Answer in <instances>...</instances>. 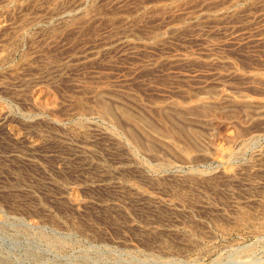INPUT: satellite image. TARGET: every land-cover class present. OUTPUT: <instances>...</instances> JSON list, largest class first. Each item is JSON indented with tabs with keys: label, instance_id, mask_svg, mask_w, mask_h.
<instances>
[{
	"label": "rangeland",
	"instance_id": "rangeland-1",
	"mask_svg": "<svg viewBox=\"0 0 264 264\" xmlns=\"http://www.w3.org/2000/svg\"><path fill=\"white\" fill-rule=\"evenodd\" d=\"M7 1L0 0V115H6L0 121V264H264V189L243 191L244 185L264 186V0H206L207 5L194 0H89L85 5L88 0H81L73 9V0H64L62 13L47 18L42 15L49 3L35 0L42 9H35L28 32L64 13L75 17L79 9H88L94 19L87 45L81 42L89 48L85 52L71 41L75 34L34 42L45 59L32 55L28 43L8 39L6 28L33 14L24 10L14 19L3 11ZM136 2L147 6L139 13L156 12V22L139 32L159 42L155 49L139 50L134 35L128 37L135 45L124 47L115 41L121 28L114 36L109 32V20H131ZM106 35V42L94 40ZM24 54L30 63L18 60ZM187 56L204 61L182 62ZM208 59L220 63L209 65ZM153 65L157 69H149ZM93 94L113 106L116 123L94 105ZM51 101L56 102L52 111L46 109ZM126 131L138 137L136 148ZM10 133L49 142L53 158L37 169L9 162L11 154L34 159L23 147L11 152ZM80 148L88 150L90 166L66 159L67 166L55 169L54 155L62 161L78 156ZM129 164L140 171L127 169ZM230 170L240 179L219 186L220 194L200 183L204 176ZM73 189L79 211L67 199ZM136 189L154 201L147 206L136 201ZM180 194L191 199L181 201Z\"/></svg>",
	"mask_w": 264,
	"mask_h": 264
},
{
	"label": "bare ground",
	"instance_id": "bare-ground-1",
	"mask_svg": "<svg viewBox=\"0 0 264 264\" xmlns=\"http://www.w3.org/2000/svg\"><path fill=\"white\" fill-rule=\"evenodd\" d=\"M40 1V0H39ZM39 1H38V4H39ZM54 2L51 4V2H52V0H46L45 1V3L46 4H48L49 3V5L48 6H45L44 8H43V10L45 11L44 13H43V15L42 16H45V15H47L45 18H47V17H50V16H52V15H54V14H56V15H58V12L61 10L60 8H62V3H63V1L64 0H53ZM56 1H59V3H56ZM81 0H73L72 2H70L69 4H71L72 6L70 7V8H72L74 5H76V7H78V6H80V2ZM89 1V0H88ZM86 2V4L85 5H88L91 1H89V2ZM93 1V0H92ZM137 1H139V2H142V1H140V0H137ZM150 1H155V4H156V0H150ZM161 1V0H160ZM178 1V0H177ZM190 1V0H189ZM189 1H187L188 3H189ZM195 2H200V3H204L206 0H194ZM254 1V0H253ZM263 1V0H262ZM61 2V3H60ZM65 2V1H64ZM69 2V1H68ZM131 2V1H130ZM132 2H134L133 0H132ZM67 3V2H66ZM88 3V4H87ZM97 3V2H96ZM128 2H126L125 4H127ZM136 3H138V2H136ZM135 3V4H136ZM147 3V2H146ZM145 3V4H146ZM149 3H151V2H149ZM214 2H212V4H213ZM37 4V3H36ZM44 4V3H43ZM57 4L59 5V6H57ZM68 4V3H67ZM130 4V3H129ZM129 4H128V6H129ZM139 5H137L134 9H133V12H129V14H132V17H131V20H129V21H127V22H123V21H121L122 22V24H120V22H119V24L115 21H110L109 20V25H110V30H109V32H110V34L112 33V35L111 36H114V34L117 32V29L119 28H121L118 32L121 34L120 36H117V34H115V41H118V42H120V44H123L124 45V47L126 46L127 47V45H129V43H130V40H131V38L130 37H132L133 35L135 36V39L137 40V41H135L134 43H137L139 46H141V49H139V50H143V49H146V50H148V48H151V49H155L156 48V44L158 43L159 44V42H157V40L155 41V40H151V41H147V40H149L150 38H152L153 36L151 35V37H143V36H141L140 35V31L142 30V31H144L145 30V26H146V24H148V23H154V22H156V17H157V15H156V12H141V13H139L141 10H139V9H144V8H146L147 6L146 5H143L142 3H138ZM180 4V3H179ZM194 4V3H193ZM215 4V3H214ZM41 5H42V3H41ZM41 5H38V7H40L41 9H42V6ZM82 6H84L83 5V3L81 4ZM124 5V4H123ZM169 5V4H168ZM191 5V4H190ZM205 5H207L206 4V2H205ZM211 5V4H210ZM4 6V5H3ZM5 6H7V8L6 9H3V11L5 10V11H7L9 14H11V16H14L15 17V14H16V16L18 17V15L20 14L21 15V13L24 11V10H31L32 11V13L31 14H33L32 16H29V17H26V15H24L23 16V14H22V18H20V19H18V21H16L15 20V22H13L12 24H10V26L9 27H7L6 28V30L8 31L7 32V34L6 35H8V39L11 41V42H14V41H22V43L23 42H25V43H28L29 44V46H31V48H33V50H31V48L28 46V48H30V50L31 51H33V53H32V55L33 54H35V55H39L38 54V52H39V50H40V48H37L38 46H35L34 44V42H36V41H39L38 43H40V41H42V40H46L45 42H49V41H56V40H58L59 38H63V37H69V36H66V35H71V34H75V39H74V41L71 39V41L72 42H74V43H77L78 44V46H77V48H79V45L81 44V42H83V39L84 38H86V41H88L87 40V37H89L90 36V29H89V27L91 26V25H93V22H94V19H93V17L91 16V13H90V11L88 10V9H85V10H83V9H79V11H77V13L78 14H76V16L75 17H71V16H66L65 15V13H64V15H60L58 18H57V20L56 19H54V21L53 22H51V23H49V24H47V25H42V24H39L37 27H35V28H37V29H35V33L34 32H28V28L29 27H31L33 24H34V21H36V18H37V10L38 9H40V8H38L37 6L35 7V0H8L7 1V5H5ZM68 6V5H67ZM126 6V5H125ZM130 6H132V4L130 5ZM133 6H134V4H133ZM178 6V5H177ZM176 6V7H177ZM200 6V5H199ZM64 7V6H63ZM87 7V6H86ZM99 7V6H98ZM123 7V6H122ZM122 7H120V8H122ZM216 7V6H215ZM37 8V10H35ZM79 8H81V7H79ZM91 8V7H90ZM125 8V7H124ZM127 8V7H126ZM175 7H173L172 8V11H171V9L169 10L170 12H173L174 10L176 11V9L178 8H176V9H174ZM214 8V7H213ZM68 9V8H67ZM73 9V8H72ZM71 9V10H72ZM100 9V8H99ZM157 9H159V8H157ZM161 9V8H160ZM159 9V10H160ZM206 9V8H205ZM210 9V8H209ZM71 10H69V11H71ZM75 10V9H74ZM117 10V9H116ZM123 10V9H122ZM127 10V9H126ZM129 10V9H128ZM168 9H166V12H168L167 11ZM2 11V12H3ZM4 11V12H5ZM68 11V10H67ZM93 11V9L91 10V12ZM103 11V10H102ZM130 11H132V10H130ZM151 11V10H150ZM219 12H218V15H221L222 16V14L220 13L221 11L220 10H218ZM28 12H30V11H28ZM40 12V11H39ZM65 12V11H64ZM95 12V11H94ZM94 12H93V15H95L96 14V12H95V14H94ZM163 12H165V10L163 11ZM163 12H161V14H165V13H163ZM60 13V12H59ZM61 13H62V10H61ZM98 13V12H97ZM116 13V12H115ZM115 13H112V14H115ZM118 13H121V12H118ZM117 13V14H118ZM122 13H124V12H122ZM126 13V12H125ZM127 13H128V11H127ZM187 13V12H186ZM215 13V12H214ZM231 13V12H230ZM25 14V13H24ZM74 14V13H73ZM74 14V15H75ZM100 15H102V13H99ZM98 14V15H99ZM111 14V15H112ZM7 15V14H6ZM29 15V14H28ZM97 15V14H96ZM104 15V14H103ZM107 15H109V13H107ZM159 15V14H158ZM205 15V14H204ZM235 15V14H234ZM169 16H170V14H169ZM208 16V15H207ZM7 17H9V16H7ZM14 17H11V19L13 20V18ZM40 18H41V16H40ZM53 18V17H52ZM2 19V18H1ZM14 19H16V17L14 18ZM39 19V18H38ZM43 19V18H42ZM96 19V18H95ZM98 19V18H97ZM120 19V18H119ZM165 19V18H164ZM56 20V21H55ZM185 20V19H184ZM210 20V19H209ZM3 21V20H2ZM14 21V20H13ZM41 21H43V20H41ZM99 21V20H98ZM183 21V20H182ZM39 22H40V20H39ZM44 22L46 23L47 21L44 19ZM43 22V23H44ZM9 23V22H8ZM11 23V22H10ZM96 23V22H95ZM164 23V22H163ZM108 24V23H107ZM165 25H166V23H165ZM197 25V24H196ZM105 26V25H104ZM1 27V26H0ZM108 27V26H107ZM152 27H153V25H152ZM184 27V26H183ZM186 27V26H185ZM3 28V27H2ZM32 28V27H31ZM178 28V27H177ZM89 29V30H88ZM181 29V28H180ZM167 30H169V29H167ZM173 30V29H172ZM5 31V30H4ZM97 31V30H96ZM148 31V30H147ZM176 31V30H175ZM180 31V30H179ZM182 31V30H181ZM145 32H146V30H145ZM151 32V31H150ZM150 32H147V33H150ZM174 32V31H173ZM33 33H34V35H33ZM105 33V32H104ZM114 33V34H113ZM136 33V34H135ZM139 33V34H138ZM144 33V32H143ZM153 33V32H152ZM151 33V34H152ZM2 34V33H1ZM107 34V33H106ZM110 34H108V35H110ZM176 34V33H175ZM2 35H4V34H2ZM105 35V34H104ZM145 35H147V34H145ZM166 35H168V34H166ZM5 36V35H4ZM71 36H73V35H71ZM94 36V35H93ZM124 36L126 37V39H123L124 38ZM128 36H130V37H128ZM137 36V37H136ZM148 36V35H147ZM98 36H96L95 38H94V40L96 39V40H100V41H105V40H107L108 39V36L106 35V37L105 38H97ZM110 37V36H109ZM3 38V37H2ZM70 38V37H69ZM68 38V39H69ZM73 38V37H72ZM7 39V38H6ZM65 39V38H64ZM132 39H134V38H132ZM5 40V39H4ZM66 40H67V38H66ZM82 40V41H81ZM93 40V41H94ZM161 40H163L164 41V39H160V40H158V41H161ZM167 40V39H166ZM6 41V40H5ZM8 41V40H7ZM10 41H9V43H10ZM86 41H85V39H84V43L83 44H85L86 43ZM168 41V40H167ZM45 42H43V43H45ZM106 42V41H105ZM113 43V40L111 41L110 40V42L109 43ZM157 42V43H156ZM37 43V44H38ZM56 43V42H55ZM54 43V44H55ZM61 43V42H60ZM100 43H102V44H100V45H105V43L104 42H100ZM160 43H162V41L160 42ZM65 44V43H64ZM83 44H81V45H83ZM98 44V43H97ZM107 44V43H106ZM131 44V43H130ZM164 44V43H163ZM34 45V46H33ZM44 45V44H43ZM45 45H47V44H45ZM49 45V44H48ZM62 45V44H61ZM85 45H87V44H85ZM99 45V44H98ZM132 45H135V44H131L129 47L130 48H132L131 46ZM27 46V45H26ZM50 46V45H49ZM58 46V45H57ZM56 46V47H57ZM68 46V45H67ZM67 46H66V48H67ZM94 46V45H93ZM106 46V45H105ZM139 46H137L138 48H139ZM162 46V45H161ZM47 46H45L44 48H46ZM73 47H75V46H73ZM81 47V46H80ZM82 47H84V45L82 46ZM102 47V46H101ZM134 47V46H133ZM18 48V47H17ZM41 48H43V46L41 47ZM44 48H43V50H44ZM57 49V48H56ZM68 49H69V47H68ZM79 49H81V48H79ZM85 49H89V48H87V46H85L84 47V49L82 50V51H86ZM97 49V48H96ZM109 49V48H108ZM207 49H209V48H207ZM12 50V49H11ZM17 50H19V49H17ZM42 50V49H41ZM40 50V51H41ZM47 50V49H46ZM67 50V49H66ZM73 50H76V49H73ZM24 51V50H23ZM30 51V52H31ZM71 51V50H70ZM103 52H106L105 50H102ZM102 51H98V52H96V55H99ZM17 52V51H16ZM102 52V53H103ZM147 52V51H146ZM207 52H208V50H207ZM210 52V51H209ZM223 52V51H222ZM12 52H10V54H11ZM41 53L43 54L44 52H42L41 51ZM47 53H49V52H47ZM64 52H62V54H63ZM78 53H80V51L78 52ZM14 54H15V52H14ZM20 54H21V52H20ZM41 54V55H42ZM81 54V53H80ZM151 54V53H150ZM198 54V53H197ZM29 55V54H28ZM27 54L25 55H22L21 56V58H18V60L19 59H21V64H26V63H30V62H27V61H29L30 59H31V57H29ZM46 55V54H45ZM44 55V56H45ZM168 55V54H167ZM199 55V54H198ZM212 55V54H211ZM17 56V55H16ZM40 56V55H39ZM47 56V55H46ZM210 56V55H209ZM208 56V57H209ZM2 57V56H1ZM34 56H32V58H33ZM41 57V56H40ZM57 57V56H56ZM200 57H202V56H200ZM218 57H220V56H218ZM35 58V57H34ZM37 58V57H36ZM41 58H43V57H41ZM46 58V57H45ZM45 58H43V59H45ZM205 58H206V56H205ZM204 58V59H205ZM64 59V58H63ZM191 59H194V60H196V61H198V63H200L199 61H201L202 59H200V58H195V57H189V56H187L186 58L184 57V59H181V61L182 62H185V63H192L190 60ZM33 60V59H32ZM38 61L40 60L39 59V57H38V59H37ZM42 60V59H41ZM71 60V59H70ZM34 61V60H33ZM37 61V62H38ZM202 61H204V60H202ZM201 61V62H202ZM207 62V64L209 63V65H218L220 62H218V60L216 61V60H213V59H208V60H206ZM17 62H19V61H17ZM16 62V63H17ZM36 62V63H37ZM40 62V61H39ZM155 62H156V60H155ZM161 62V61H160ZM34 63H35V61H34ZM157 63V62H156ZM205 63V62H204ZM216 63V64H215ZM230 63V62H229ZM183 64V63H182ZM222 64V63H221ZM30 65V64H29ZM29 65H25L26 67H29ZM31 65H34L33 63L31 64ZM64 65V64H63ZM24 66V67H25ZM87 66V65H86ZM157 65H153L152 66V68H149V69H157V67H156ZM13 67V66H12ZM83 67V66H82ZM51 68V67H50ZM63 68V67H62ZM164 68H166V67H164ZM12 69V68H11ZM13 69H14V67H13ZM19 69H20V67H19ZM8 70V69H7ZM25 70V69H24ZM30 70V69H29ZM49 70V69H48ZM47 70V71H48ZM147 70H148V68H147ZM11 71V70H10ZM145 71V70H144ZM4 72V71H3ZM9 72V71H8ZM208 76V75H207ZM212 77V76H211ZM226 78V77H225ZM252 78V77H251ZM254 79V78H253ZM161 84V83H160ZM80 87V86H79ZM187 87V86H186ZM211 87V86H210ZM127 88V87H126ZM132 88V87H131ZM83 89V88H82ZM86 89H87V87H86ZM156 89V88H155ZM190 90V89H189ZM209 91V90H208ZM192 93V92H191ZM213 94V93H212ZM94 95V94H93ZM197 95V94H196ZM199 95V94H198ZM123 96V95H122ZM194 96V95H193ZM93 97H95V104L94 105H96V107L98 108V110L103 114V115H106L112 122H117V119H118V117L119 116H116L115 115V109H113V106L111 107L110 105H108L106 102H104L103 100H101V98H99V96H97L96 97V95H94ZM126 97H127V95H126ZM228 97V96H227ZM128 99H129V97H127ZM240 98V97H239ZM21 99V98H20ZM25 99V98H24ZM31 99V98H30ZM133 99V98H132ZM26 100V99H25ZM93 100V99H92ZM27 101H29V100H27ZM31 101V100H30ZM53 101V100H52ZM49 102V104H47V105H49V106H47L46 107V109L48 110H54L55 109V107H56V102ZM114 101V100H113ZM154 101V100H153ZM32 102V101H31ZM30 102V103H31ZM81 102V101H80ZM130 102H133V101H130ZM70 103V102H69ZM204 103V102H203ZM209 102L207 101V102H205L204 104H206V105H210L211 104V102L208 104ZM28 104V103H27ZM35 104H38V106H39V103L38 102H36ZM140 104V103H139ZM30 105V104H29ZM41 105V104H40ZM140 105H142V104H140ZM214 105V104H213ZM38 106H36V107H38ZM41 107H43L44 108V106L42 105ZM202 107V106H201ZM207 107V106H206ZM149 108V107H148ZM172 108V107H171ZM195 108V107H194ZM208 108H211V107H208ZM216 108V107H215ZM42 109V108H41ZM40 109V110H41ZM45 109V110H46ZM119 109V108H118ZM122 108H120V110H121ZM205 109V108H204ZM217 109V108H216ZM219 109V108H218ZM223 109V108H222ZM146 110V109H145ZM148 110V109H147ZM146 110V111H147ZM154 110H156L155 108H154ZM189 110H192V109H190L189 108ZM196 110V109H195ZM200 110V109H199ZM198 110V111H199ZM213 110V109H212ZM121 111H124L123 109L121 110ZM150 111V110H149ZM158 111V110H157ZM214 111V110H213ZM119 112V111H118ZM151 112V111H150ZM165 112V111H164ZM195 112V111H194ZM215 112V111H214ZM123 113H125V112H123ZM132 113V112H131ZM144 113V112H143ZM147 112H145V114H146ZM156 113V112H155ZM160 113V112H159ZM163 113V112H162ZM188 113V112H187ZM221 113H223V112H221ZM231 113V112H230ZM118 114V113H117ZM128 114V113H127ZM130 114V113H129ZM144 114V115H145ZM192 114V113H191ZM215 114V113H214ZM225 114V113H224ZM124 115V114H123ZM131 115V114H130ZM144 115H143V117H144ZM148 115H151V114H149L148 113ZM153 116H155L156 117V115H154V114H152ZM201 115V114H200ZM223 115V114H222ZM236 115V114H235ZM250 115V114H249ZM132 116V115H131ZM147 116V115H146ZM187 116V115H186ZM241 116V115H240ZM52 117V116H51ZM123 117V116H122ZM136 117V119L138 120V118H137V116H135ZM158 117H159V115H158ZM162 117V116H161ZM160 117V118H161ZM236 117H238V116H236ZM128 120L129 119H132V118H128V117H126ZM151 118V117H150ZM6 119V115H5V113L2 115H0V121H4ZM135 119V120H136ZM142 120H143V118H141ZM140 119V120H141ZM119 120V119H118ZM140 120H138V122L140 121ZM151 119H149V121H150ZM162 120H163V118H162ZM156 121V120H155ZM242 121V120H241ZM145 122L147 123V121L145 120ZM144 122V123H145ZM209 122V121H208ZM120 121H119V125H120ZM141 123V122H140ZM143 123V124H144ZM149 123V122H148ZM147 123V124H148ZM174 123V122H173ZM204 123V122H203ZM142 124V125H143ZM155 124V123H154ZM161 124V123H160ZM164 124H165V126L168 128L167 130L168 131H171V133H175V136L177 135V136H180L179 135V133L177 132L178 130L175 128V127H172L171 125H170V123H168V122H165L164 121ZM144 125H146V124H144ZM151 125V124H150ZM150 125H148V126H150ZM163 125V124H162ZM176 125V124H175ZM154 126V125H153ZM152 126V131H154V129L155 130H157L156 128H154ZM179 126V125H178ZM121 127V126H120ZM163 127V126H162ZM13 128V127H12ZM123 128V127H122ZM179 128H180V126H179ZM183 128V127H182ZM190 128V127H189ZM124 129V128H123ZM130 129V128H129ZM149 130V129H148ZM151 130H150V132H151ZM177 130V131H176ZM194 130V129H193ZM192 130V131H193ZM235 130V129H234ZM237 130V129H236ZM13 131V130H12ZM133 131V130H132ZM132 131H126V137H127V141L132 145V146H134L135 148L137 147V138L134 136V134H133V132ZM241 131V130H240ZM66 131H64V133H65ZM100 132V131H99ZM181 132V131H180ZM237 132L239 133V130H237ZM152 133V132H151ZM157 133V132H156ZM169 133V132H168ZM194 133V132H193ZM196 133V132H195ZM237 133V134H238ZM70 134V133H69ZM75 134V133H74ZM99 134H101V133H99ZM98 134V135H99ZM73 135V134H72ZM240 135V134H239ZM70 136H71V134H70ZM154 136H156L155 135V133H154ZM57 137V136H56ZM59 137V136H58ZM82 137V136H81ZM109 137V136H108ZM168 137V136H167ZM185 137V136H184ZM189 137H190V135H189ZM238 137V136H237ZM165 138V137H164ZM183 138V137H182ZM101 139V138H100ZM169 139V138H168ZM167 139V140H168ZM176 139V138H175ZM191 139H192V137H191ZM30 139H28V140H26V139H23V138H21V137H19L17 134H14V133H10L9 135H8V147H11L12 148V151L11 152H14V149H18L19 147H23L27 152H29L32 156H34V159H32V160H30V159H24V158H20V157H18V156H16V155H14V154H11V155H9L7 158H6V160H8L9 162H11V163H14L15 165H18V166H24V167H27V168H29V169H37L38 167L39 168H42L43 167V163H45V161L49 158L50 159V157H52L53 155L52 154H50L51 152H49V151H47L48 150V148H50L49 147V142L48 143H46V142H42V143H40L39 141V143H37V142H33V141H29ZM139 140H140V138H139ZM186 140V139H185ZM243 140V139H242ZM116 141V140H115ZM142 141V140H141ZM146 141V140H145ZM179 141H180V139H179ZM190 141V140H189ZM149 143V142H148ZM2 144V143H1ZM6 144V143H5ZM51 144V143H50ZM184 144V143H183ZM64 145V144H63ZM62 145V146H63ZM61 146V145H60ZM65 146V145H64ZM67 146H69V145H67ZM140 147H141V149L143 148L142 146H141V144L139 145ZM146 146V145H145ZM58 147V146H57ZM76 147V146H75ZM147 147V146H146ZM150 147V146H149ZM53 148V147H52ZM68 148V147H67ZM179 148V147H178ZM193 148V147H192ZM6 149V148H5ZM72 149V148H71ZM81 149V150H80ZM80 149H78V150H80V151H77L76 150V152L79 154L78 156H75V155H72L71 156V158H65V159H63L62 161H59V160H57L56 159V155H54V162L55 163H57V166H55V169H62V166H63V168L65 167V166H67V160L66 159H74V160H77L78 161V163L79 162H81V164L82 165H84V166H90L93 162L91 161V159H89L88 157H90V155H88V154H86L84 151H88L87 149H82V148H80ZM113 149V148H112ZM138 149V148H137ZM146 149V148H145ZM152 149V148H151ZM114 150V149H113ZM135 150V149H134ZM154 150V149H153ZM194 150V149H193ZM73 151H75V150H73ZM147 151V150H146ZM145 151V152H146ZM149 152H150V149L148 150ZM155 151V150H154ZM157 151V150H156ZM155 151V152H156ZM174 151V150H173ZM149 152H147V153H149ZM91 153V152H90ZM187 153V152H186ZM218 153V152H217ZM150 154V153H149ZM184 154V153H183ZM30 155V156H31ZM153 155V154H152ZM263 155V154H262ZM194 157V156H193ZM225 157V156H224ZM53 158V157H52ZM188 158V157H187ZM198 158V157H197ZM197 158H195V160L197 159ZM36 159V160H35ZM59 159V158H58ZM199 159V158H198ZM5 160V159H4ZM120 160V159H119ZM7 161V162H8ZM49 161V160H48ZM73 161V160H72ZM127 161H129L128 159H127ZM126 161V162H127ZM2 162V161H1ZM130 162V161H129ZM250 162V161H249ZM72 163V162H71ZM119 163H120V161H119ZM191 163H193V162H191ZM62 164V166H60ZM118 164V163H117ZM252 164V163H251ZM98 165V164H97ZM99 166H100V164H99ZM98 166V167H99ZM126 166V168L128 169L129 168V170H133L134 168L136 169V167H132V166H130V164L129 165H125ZM249 166V165H248ZM252 166V165H251ZM53 167V166H52ZM92 167V166H91ZM229 167V166H228ZM233 167V166H232ZM88 168V167H87ZM97 168V167H96ZM117 168V167H116ZM118 169H119V167H118ZM117 169V170H118ZM121 169V168H120ZM72 170V169H71ZM247 170V169H246ZM249 170V169H248ZM58 171V170H57ZM126 171H128V170H126ZM140 171V170H139ZM139 171H137V169H136V171L135 172H139ZM239 171V170H238ZM241 171V170H240ZM250 171V170H249ZM102 172V171H101ZM237 172V171H236ZM254 172H255V170H254ZM82 173V172H81ZM98 173V172H97ZM108 173V172H107ZM248 173V172H247ZM244 174V173H243ZM260 174V173H259ZM238 175V174H237ZM251 175V174H250ZM239 176V175H238ZM238 176H236V173L233 171V170H230L229 172H223V173H219L218 175H214L213 176V174L209 177V176H204V177H199V178H201L200 179V183L202 184V185H204L206 188H208L209 190H211L212 192H216V193H219V192H217V191H219L220 190V187L222 188V187H224V186H226V185H228V184H237L238 183V180H237V177ZM254 176V175H253ZM85 177V176H84ZM192 177V176H191ZM190 177V178H191ZM240 177V176H239ZM238 177V178H239ZM249 178V177H248ZM240 179V178H239ZM199 180V179H198ZM197 180V181H198ZM247 180V179H246ZM190 181V180H189ZM150 182V181H149ZM151 182H154V179H152L151 180ZM196 182V181H195ZM241 182V181H240ZM249 182V181H248ZM187 184V183H186ZM194 184V183H193ZM199 184V183H198ZM262 184V183H261ZM244 185V184H243ZM243 185H242V187H243ZM89 186V185H88ZM87 186V187H88ZM196 186V185H195ZM220 186V187H219ZM238 186V185H237ZM239 186H241V185H239ZM245 186V188L243 189V191H252V193H253V190H262V189H264V186H262V185H253V186H250V185H244ZM77 189V188H76ZM138 190H140V189H136L135 190V200L136 201H139L140 203L141 202H143L144 203V205H148L150 202H152V201H154L153 200V198H151V196H148V195H146L144 192H141V191H138ZM190 190V189H189ZM226 190V189H225ZM231 190V189H230ZM68 191V190H67ZM221 191H222V189H221ZM237 191V190H236ZM68 193V192H67ZM79 193V192H78ZM193 193V192H192ZM241 193V192H240ZM261 193V192H260ZM183 194V193H182ZM182 194H180V198H178L179 200H181V201H183V199L184 198H190L191 199V196H189V195H187V194H184V195H182ZM220 194V193H219ZM230 194V193H229ZM236 194V193H235ZM239 194V193H238ZM75 190L73 189V190H70V192H69V197H67V199H68V201H69V203H70V206H71V208L74 210V211H79L81 208H82V204H81V202L77 199V197H75ZM78 195V194H77ZM251 195V194H250ZM78 197H79V195H78ZM248 198V197H247ZM186 201V200H185ZM235 203V202H234ZM186 204V203H185ZM142 205V204H141ZM140 205V206H141ZM143 205V206H144ZM154 205V204H153ZM245 205V204H244ZM235 206V205H234ZM81 207V208H80ZM149 207H151V206H149ZM152 207H154V206H152ZM233 208V207H232ZM153 209V208H152ZM242 209V208H241ZM241 209H239V210H241ZM155 210V209H154ZM239 210H237L238 212H239ZM241 212H242V210H241ZM239 214V213H238ZM241 214V213H240ZM243 214V213H242ZM246 214V213H245ZM243 216V215H242ZM246 216H248L247 214H246ZM244 218H245V216H243ZM239 220H240V218H238ZM247 219V221L249 220V218H246ZM241 220H243V218L241 219ZM242 222V221H241ZM240 222V223H241ZM244 222H246L245 221V219H244ZM249 222H251V221H249ZM254 222V221H253ZM236 223H237V221H236ZM239 223V222H238ZM239 223V224H240ZM263 223V222H262ZM248 224V223H247ZM74 225V224H73ZM72 228V227H71ZM133 228H135V229H137L135 226L133 227ZM77 230V229H76ZM138 230V229H137ZM136 230V231H137ZM143 230V229H142ZM83 233V232H82ZM78 257V256H77ZM80 257V256H79ZM82 257V256H81ZM88 257V256H87ZM86 258V257H85ZM84 259V258H83ZM89 259V258H88ZM70 261V260H69ZM1 263V262H0ZM76 263H77V261H76ZM91 263V262H90ZM94 263V262H93ZM92 263V264H93ZM68 264H71V263H68ZM86 264V263H85Z\"/></svg>",
	"mask_w": 264,
	"mask_h": 264
}]
</instances>
